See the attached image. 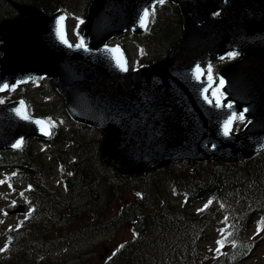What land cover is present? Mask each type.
I'll use <instances>...</instances> for the list:
<instances>
[{"label":"water","instance_id":"water-1","mask_svg":"<svg viewBox=\"0 0 264 264\" xmlns=\"http://www.w3.org/2000/svg\"><path fill=\"white\" fill-rule=\"evenodd\" d=\"M5 1L18 15L0 22V93L5 85L50 77L69 116L104 132L101 159L118 173L182 159L227 162L217 153L232 151L241 159L254 144L264 147V0H171L180 7L183 35L166 58L134 72L120 48L106 42L126 29L142 31L141 17L157 0H93L82 48L67 41L61 11L47 15ZM215 11L220 17L209 18ZM229 49L241 57L223 70L226 97L213 103L207 96L213 78L203 80L199 64ZM226 101L231 107H223ZM239 108L249 124L231 134ZM44 133L45 124L26 115L23 101L0 106L1 148Z\"/></svg>","mask_w":264,"mask_h":264},{"label":"trees","instance_id":"trees-1","mask_svg":"<svg viewBox=\"0 0 264 264\" xmlns=\"http://www.w3.org/2000/svg\"><path fill=\"white\" fill-rule=\"evenodd\" d=\"M14 1L46 12L59 8L75 16L81 8L85 11L90 0ZM15 14L0 0V20ZM180 32L177 6L164 2L152 10L143 34L127 38L160 57ZM33 85V91H21L28 112L51 124L57 122L52 125L47 146L36 150L26 141L19 150L0 151V171L11 168L16 175L12 183L28 188L25 193L31 213L26 224L31 235H37L39 230L34 227L40 223L61 234L65 225L85 227L99 220L102 227L131 224L135 237L116 259H125L127 264H166L165 258L195 254L213 218L221 214L226 222V249L209 264H239L251 254L255 248L254 239L249 238L251 228L256 227L257 233L264 231V151L238 163L182 161L119 176L100 161L101 133L68 118L63 101L54 94L48 79L36 80ZM64 159L70 160L65 167L71 175L64 182L65 198L54 192L48 178L52 166L62 164ZM127 193L134 198L113 217H106L111 202L122 200ZM177 198L181 204L173 201ZM198 202L206 204L197 208ZM54 222L59 223V229L52 226ZM75 232L79 233L77 229ZM171 264L187 263L177 260Z\"/></svg>","mask_w":264,"mask_h":264},{"label":"rangeland","instance_id":"rangeland-1","mask_svg":"<svg viewBox=\"0 0 264 264\" xmlns=\"http://www.w3.org/2000/svg\"><path fill=\"white\" fill-rule=\"evenodd\" d=\"M84 10V9H83ZM81 10V11H83ZM68 28V37L69 41L73 44L77 41V32H76V20H70L67 23ZM128 54L132 57L130 61V65H135L137 62L145 59L148 57L146 52L139 51V48L134 45L130 44L127 46ZM150 60H156L159 56L156 53H150ZM222 70V67L219 68V71ZM18 96V94H14ZM37 102H41L42 99H36ZM97 136L94 134V137ZM39 143L35 144V147L39 149ZM242 146V144H240ZM242 150L243 148L240 147ZM216 157L221 159H234L238 155H233L234 152L232 151H220L217 153ZM63 177H68V174H63ZM61 173L58 169L54 170L53 177L51 181L54 182L56 187H61ZM5 179H0V228L4 226H10L16 220H20L21 218H25L27 212L22 214L16 213L15 208L18 206L23 205L24 208L26 207L24 202L18 198L16 192L17 187H10L4 183ZM63 195L66 196V193L61 190L60 191ZM65 198V197H64ZM133 195H127L125 199L121 202L113 201L114 206L118 209L122 206L125 202L132 199ZM27 210V209H26ZM223 226L221 218L217 219L213 227H211L205 240L200 243L199 251H200V259L198 264H207L210 259H214L217 254L219 253L222 248H219V239L223 233ZM131 233L127 228L116 229L114 231L109 230V232H103L101 234L91 233L88 231L86 235L83 237V233L79 236L80 243L78 245L69 247L67 249H63L62 251L56 252L53 257L57 262H62V264H107L114 252L117 250V247L123 242L124 239H129ZM125 241V240H124ZM1 242H2V235L0 233V251H1ZM219 249V250H218ZM30 257H27V261H30ZM177 258L172 260L165 258L166 264H171L173 261H177ZM159 260L158 262H160ZM264 261V243L261 245L259 244L258 249H256L254 255L248 259L243 264H263Z\"/></svg>","mask_w":264,"mask_h":264},{"label":"snow or ice","instance_id":"snow-or-ice-1","mask_svg":"<svg viewBox=\"0 0 264 264\" xmlns=\"http://www.w3.org/2000/svg\"><path fill=\"white\" fill-rule=\"evenodd\" d=\"M164 2V0H160V3H163ZM150 15V13H149V11L146 9L145 11H144V13H143V16L141 17V20H140V23H141V26H144V24H145V21L147 20V18H148V16ZM124 70H126V69H124ZM8 86L7 85H5L4 86V88L6 89ZM0 90H4V89H0ZM0 102H2V101H0ZM229 107H231V105H229ZM17 114H20V110L18 109L17 110ZM26 118V117H25ZM240 119V120H243L244 119V117H243V114H241L239 117H236L235 115L233 116V119ZM231 123H232V120H229V121H227L226 123H225V126H224V135H228L229 134V130H230V125H231ZM21 145H20V143H17L16 145H15V147H20ZM207 207V206H206ZM218 243H220L221 245H222V241H218ZM219 250V249H218Z\"/></svg>","mask_w":264,"mask_h":264}]
</instances>
